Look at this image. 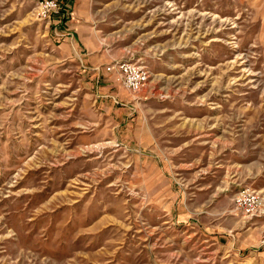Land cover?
Wrapping results in <instances>:
<instances>
[{
	"label": "rangeland",
	"instance_id": "374dc122",
	"mask_svg": "<svg viewBox=\"0 0 264 264\" xmlns=\"http://www.w3.org/2000/svg\"><path fill=\"white\" fill-rule=\"evenodd\" d=\"M36 3L0 0V264H264V215L240 249L165 196L264 198V0H71L65 40ZM90 55L150 80L110 111Z\"/></svg>",
	"mask_w": 264,
	"mask_h": 264
},
{
	"label": "crops",
	"instance_id": "0c3cea01",
	"mask_svg": "<svg viewBox=\"0 0 264 264\" xmlns=\"http://www.w3.org/2000/svg\"><path fill=\"white\" fill-rule=\"evenodd\" d=\"M61 3V9L59 12L54 14L52 18L50 19V22L52 21L55 16H58L57 25H56V36L62 40H65L66 38H70V35L76 36L75 31L71 32V22L72 18L70 15H72L71 11V0H60ZM56 20V19H55ZM88 46H91L93 44V41L88 40L86 42ZM94 45V44H93ZM92 45V46H93ZM89 48V47H88ZM90 50V49H89ZM90 52V51H89ZM90 63L89 66L86 67V69H90L89 72H91L94 77L97 78L98 83H100V88L103 90L101 93H104L102 95L103 104L105 105V108H108L110 111H116L120 109L121 106H128L129 104V98L130 95L129 92L124 89L122 86H118L116 79L113 77V73L107 71L106 67L102 70L104 76H101V66L99 64L102 62L103 58L99 55H90ZM117 60H127V59H115L109 64L113 63ZM107 64V65H109ZM106 65V66H107ZM143 89V88H142ZM141 89V90H142ZM134 95V94H133ZM132 96V99L135 100V96ZM120 106V107H119ZM163 172L166 174V172L163 170ZM244 186L240 187L238 190L243 188ZM166 194L165 196L169 197V200H167L169 210L172 213L171 215H174V218L178 221H185V222H195L199 225H204V228L209 230H214L213 227L214 223L218 221V225L220 229L216 232V238L219 242H225L229 243L230 239L232 238L234 241H236L235 245L237 248L242 249L243 247L253 245L252 243L255 241V237L250 238V234L246 232V220L245 216L243 215V212L236 208L234 200L232 203H227L222 208L220 201H217L213 203V200H210L208 202V205H204L203 203L198 204L195 200L188 199L189 196L186 195V191L184 190L183 186L180 185L178 181L173 182V186H168L166 188ZM212 204V205H211ZM221 205V206H220ZM206 206H214L211 210L205 211L206 214L204 215L205 220H202V218H196L195 214L200 211H203V208ZM224 212V215L221 216V212ZM209 213V215H207ZM212 214V216H211ZM219 216V217H215ZM211 226L208 228V226ZM258 230V231H257ZM260 230L256 229L254 236L256 233H258ZM253 235V234H252ZM238 241V242H237Z\"/></svg>",
	"mask_w": 264,
	"mask_h": 264
},
{
	"label": "built area",
	"instance_id": "2783aa9c",
	"mask_svg": "<svg viewBox=\"0 0 264 264\" xmlns=\"http://www.w3.org/2000/svg\"><path fill=\"white\" fill-rule=\"evenodd\" d=\"M60 9V0H37L34 13L40 19L50 20ZM106 69L114 73L116 81L133 92L141 90L151 76L146 65L131 60L114 61ZM233 200L247 219L264 215V198L257 189L243 187L234 194Z\"/></svg>",
	"mask_w": 264,
	"mask_h": 264
}]
</instances>
